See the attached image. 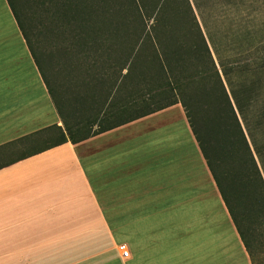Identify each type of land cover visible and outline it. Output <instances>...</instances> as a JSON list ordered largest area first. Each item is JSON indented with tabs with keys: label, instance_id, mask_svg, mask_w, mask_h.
I'll return each instance as SVG.
<instances>
[{
	"label": "crops",
	"instance_id": "crops-1",
	"mask_svg": "<svg viewBox=\"0 0 264 264\" xmlns=\"http://www.w3.org/2000/svg\"><path fill=\"white\" fill-rule=\"evenodd\" d=\"M122 119L0 168V264H253L182 104ZM53 125L64 126L0 0V156Z\"/></svg>",
	"mask_w": 264,
	"mask_h": 264
},
{
	"label": "trees",
	"instance_id": "trees-1",
	"mask_svg": "<svg viewBox=\"0 0 264 264\" xmlns=\"http://www.w3.org/2000/svg\"><path fill=\"white\" fill-rule=\"evenodd\" d=\"M8 2L64 126L7 143L23 150L0 168L102 132L112 112L124 122L180 102L257 264L264 252V176L255 156L264 129V52L251 44L221 50L190 0Z\"/></svg>",
	"mask_w": 264,
	"mask_h": 264
},
{
	"label": "rangeland",
	"instance_id": "rangeland-1",
	"mask_svg": "<svg viewBox=\"0 0 264 264\" xmlns=\"http://www.w3.org/2000/svg\"><path fill=\"white\" fill-rule=\"evenodd\" d=\"M190 1L205 33L210 32L216 37L220 36L223 43L220 46L221 50L235 46L246 48L251 44V49L264 52V0ZM238 56L239 54L234 57ZM249 58L255 59V53ZM261 100V103H264L262 98ZM98 127L96 125L92 129ZM259 131L258 153L261 158L257 153L255 156L264 176V129ZM22 150V147L15 148L10 153L0 156V164L17 157ZM259 256L260 258L264 256V252L260 253Z\"/></svg>",
	"mask_w": 264,
	"mask_h": 264
},
{
	"label": "built area",
	"instance_id": "built-area-1",
	"mask_svg": "<svg viewBox=\"0 0 264 264\" xmlns=\"http://www.w3.org/2000/svg\"><path fill=\"white\" fill-rule=\"evenodd\" d=\"M119 248L122 250V252H123V254H124L125 256L128 255L129 250H128V248H127V246H126L125 244H121V245L119 246Z\"/></svg>",
	"mask_w": 264,
	"mask_h": 264
},
{
	"label": "snow or ice",
	"instance_id": "snow-or-ice-1",
	"mask_svg": "<svg viewBox=\"0 0 264 264\" xmlns=\"http://www.w3.org/2000/svg\"><path fill=\"white\" fill-rule=\"evenodd\" d=\"M255 256V253H253ZM257 264H264V256L261 257V259H258Z\"/></svg>",
	"mask_w": 264,
	"mask_h": 264
}]
</instances>
